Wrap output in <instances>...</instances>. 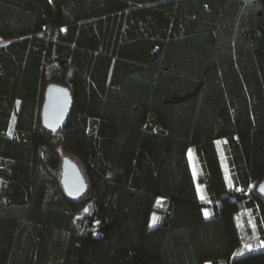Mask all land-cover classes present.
I'll return each mask as SVG.
<instances>
[{
	"label": "trees",
	"instance_id": "trees-1",
	"mask_svg": "<svg viewBox=\"0 0 264 264\" xmlns=\"http://www.w3.org/2000/svg\"><path fill=\"white\" fill-rule=\"evenodd\" d=\"M0 40V264H264V0H0Z\"/></svg>",
	"mask_w": 264,
	"mask_h": 264
},
{
	"label": "water",
	"instance_id": "water-1",
	"mask_svg": "<svg viewBox=\"0 0 264 264\" xmlns=\"http://www.w3.org/2000/svg\"><path fill=\"white\" fill-rule=\"evenodd\" d=\"M71 94L67 86L59 83H48L44 89L43 102L40 110L42 126L56 133L64 123L65 116L71 107ZM60 183L65 194L76 199L82 196L87 184L78 164L69 156L64 155L60 166ZM258 190L264 193V177L258 185Z\"/></svg>",
	"mask_w": 264,
	"mask_h": 264
},
{
	"label": "rangeland",
	"instance_id": "rangeland-1",
	"mask_svg": "<svg viewBox=\"0 0 264 264\" xmlns=\"http://www.w3.org/2000/svg\"><path fill=\"white\" fill-rule=\"evenodd\" d=\"M4 42L5 41L0 40V44H2ZM222 142H223V140H219V145H221ZM220 152H222V151L220 150ZM187 154H188V159H189V163H190V166H191L192 174H193V177H194V180H195L197 193L199 195V198L201 200H203L204 197H203V194H202L201 184L198 181L197 169H196L194 161H193L192 153L189 150ZM221 162L223 163V166H225V159H224L223 155L221 156ZM161 207H164V202H163V200L160 199L159 202H157L156 209L154 210V212L151 215L150 225H154L160 220V217H161L160 216V214H161L160 213V208ZM205 212L208 213V210L206 208L203 209V213H205ZM154 219H155V223H153ZM207 264H209V263H207Z\"/></svg>",
	"mask_w": 264,
	"mask_h": 264
},
{
	"label": "snow or ice",
	"instance_id": "snow-or-ice-1",
	"mask_svg": "<svg viewBox=\"0 0 264 264\" xmlns=\"http://www.w3.org/2000/svg\"><path fill=\"white\" fill-rule=\"evenodd\" d=\"M204 215L207 218L209 213L205 212ZM153 223H155V219H154ZM261 246L264 247V242H262ZM245 247L248 248L249 250H251V245H245Z\"/></svg>",
	"mask_w": 264,
	"mask_h": 264
},
{
	"label": "crops",
	"instance_id": "crops-1",
	"mask_svg": "<svg viewBox=\"0 0 264 264\" xmlns=\"http://www.w3.org/2000/svg\"><path fill=\"white\" fill-rule=\"evenodd\" d=\"M207 264V263H206Z\"/></svg>",
	"mask_w": 264,
	"mask_h": 264
}]
</instances>
